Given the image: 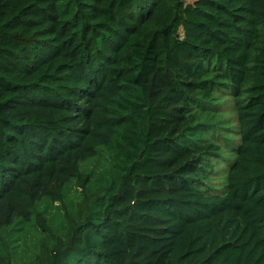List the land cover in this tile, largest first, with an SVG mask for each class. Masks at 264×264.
<instances>
[{"label": "trees", "instance_id": "obj_1", "mask_svg": "<svg viewBox=\"0 0 264 264\" xmlns=\"http://www.w3.org/2000/svg\"><path fill=\"white\" fill-rule=\"evenodd\" d=\"M221 91L238 141L213 189L224 129L192 118ZM103 150L115 188L57 235L40 202ZM18 223L48 236L32 264H264V0H0V233Z\"/></svg>", "mask_w": 264, "mask_h": 264}, {"label": "rangeland", "instance_id": "obj_2", "mask_svg": "<svg viewBox=\"0 0 264 264\" xmlns=\"http://www.w3.org/2000/svg\"><path fill=\"white\" fill-rule=\"evenodd\" d=\"M208 105L211 107L210 111L204 113L197 111L192 120L195 121L194 123L202 121L224 129L220 136L222 140L218 141L216 138H210L201 149L215 151L220 155L217 158L211 157L209 163H212L213 167L205 175H199L200 185H207L216 189L225 181V166L222 157H225L226 152L223 150L221 142L224 141L225 137L231 139L228 140V143L238 141L235 132L238 127L237 100L228 92L221 91ZM198 153V159L204 156L201 152ZM82 170L90 178V182L85 189L80 187L79 182L74 181L66 187V198L63 204L61 202H51L47 199L39 204V209L46 208L48 224L57 235L68 236L71 220L76 216L79 202L84 196H88L99 189H105L109 185H111V188L116 186L118 173L104 150L100 151L97 156L84 161ZM47 240H49L48 236L33 224L22 225L18 223L0 233V246L5 247L3 241H8L9 245L13 247L12 256L10 251L7 254L5 253L9 246L2 250L7 257L8 264H32L40 252L42 243Z\"/></svg>", "mask_w": 264, "mask_h": 264}]
</instances>
